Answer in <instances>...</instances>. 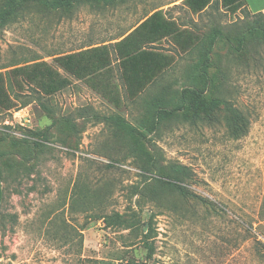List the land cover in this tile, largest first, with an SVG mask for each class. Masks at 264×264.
<instances>
[{
    "label": "rangeland",
    "instance_id": "374dc122",
    "mask_svg": "<svg viewBox=\"0 0 264 264\" xmlns=\"http://www.w3.org/2000/svg\"><path fill=\"white\" fill-rule=\"evenodd\" d=\"M19 3L7 18L0 0V71L17 104L0 111V264H264V12L222 0L200 11L182 0ZM157 9L177 33L162 41L169 65L140 92L107 100L65 69L91 46L111 60ZM39 60L70 83L18 88L9 70Z\"/></svg>",
    "mask_w": 264,
    "mask_h": 264
},
{
    "label": "crops",
    "instance_id": "0c3cea01",
    "mask_svg": "<svg viewBox=\"0 0 264 264\" xmlns=\"http://www.w3.org/2000/svg\"><path fill=\"white\" fill-rule=\"evenodd\" d=\"M182 1L184 2V0ZM243 1L251 12H264V0ZM156 11H160V15L151 21L149 27L136 32L135 29L139 24ZM166 21L171 22V20H167L164 17L162 9H157L151 12L128 33L113 43L115 57H113L112 53L111 60L109 58L110 48H106L105 45L86 47L70 53L73 58L69 61V71L76 78L75 81H83V83L93 92L107 100H110V98L114 101H117L119 98L123 100L126 95H134L135 93L140 92L141 89L139 88H145L148 86L158 74L169 65L170 58L168 59V54L165 53L166 51L163 49L162 41L166 42V40H169L171 36L177 33V31H172V29H174L172 22L168 31L167 26L165 25ZM160 25H162V27L159 28ZM130 33H135L132 42L142 46L143 49L150 46L149 50L156 53L154 59L150 58L148 60V65L146 66L147 71L151 74L158 71L149 81L145 80L148 77L147 75L145 77L143 76L142 67L133 70L128 62L126 63V69H123L121 65V61L123 60L122 53L125 50V46L122 45L117 47L114 45L119 43ZM110 61L112 62L110 63ZM142 63L143 61L139 60V64ZM118 73L123 82L116 85L113 80H119Z\"/></svg>",
    "mask_w": 264,
    "mask_h": 264
},
{
    "label": "trees",
    "instance_id": "16d2710c",
    "mask_svg": "<svg viewBox=\"0 0 264 264\" xmlns=\"http://www.w3.org/2000/svg\"><path fill=\"white\" fill-rule=\"evenodd\" d=\"M8 1L10 7L5 12V16L7 18L10 17L12 18L16 16L17 10L20 7L19 1L21 0H8ZM210 1L211 0H184V4H186L192 11H200L205 6H207ZM242 1L243 0H222V2L226 6L233 7L234 9H237ZM51 5L56 6L54 2H52ZM247 10L251 12L248 9V7ZM257 13H263V12H257ZM159 15H160V11L154 12L146 20L140 23L139 26L135 29V31L137 32L141 29H147L151 21ZM170 24L172 23L169 21L165 22L167 29L169 28ZM160 27H162V25H160L159 28ZM172 31L174 32L176 30L172 29ZM134 35L135 33H130L114 46L117 47L122 45L125 46V50L122 53L123 60L121 61V65L123 69H126L127 62L129 63L130 67L133 70L142 67L143 76L145 77L147 75L148 78L145 80L149 81L158 72V71L155 73L153 72V74H151L146 69V66L148 65V60L150 58L154 59L156 53L149 50L150 46H147L146 48L143 49L142 46L132 42ZM71 58H73V56L67 54L65 58L66 61L64 62V67L68 71L70 69L69 61ZM139 60L143 61V63L139 64ZM9 73L12 76L18 88L25 89V87L29 85V87H31V89L37 93L43 92L45 94H53L55 92H58L59 90H61L70 83L69 78L63 76V74L58 69L54 68L50 63L43 60L14 66L9 70ZM139 89L142 90L143 88H139ZM16 105L17 104L15 98L8 92L7 87L5 85V74L2 71H0V111L11 110ZM184 169H186V167L175 168L174 171L176 173H183ZM175 187L183 195L187 194L188 190L184 188L180 183H176Z\"/></svg>",
    "mask_w": 264,
    "mask_h": 264
}]
</instances>
